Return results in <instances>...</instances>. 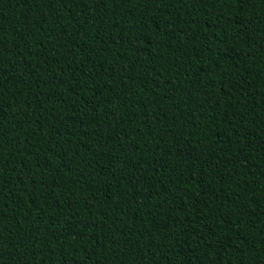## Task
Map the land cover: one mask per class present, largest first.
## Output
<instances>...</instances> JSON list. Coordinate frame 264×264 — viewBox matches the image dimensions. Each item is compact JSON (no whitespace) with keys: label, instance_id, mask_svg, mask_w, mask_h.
Instances as JSON below:
<instances>
[{"label":"trees","instance_id":"1","mask_svg":"<svg viewBox=\"0 0 264 264\" xmlns=\"http://www.w3.org/2000/svg\"><path fill=\"white\" fill-rule=\"evenodd\" d=\"M0 264H264V0H0Z\"/></svg>","mask_w":264,"mask_h":264}]
</instances>
